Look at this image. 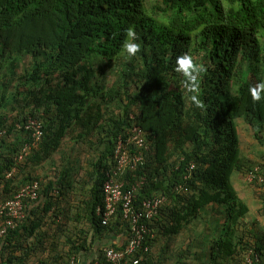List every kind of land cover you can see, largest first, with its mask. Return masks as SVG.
<instances>
[{
	"label": "trees",
	"instance_id": "1",
	"mask_svg": "<svg viewBox=\"0 0 264 264\" xmlns=\"http://www.w3.org/2000/svg\"><path fill=\"white\" fill-rule=\"evenodd\" d=\"M128 42L138 48L133 57ZM184 56L192 64L187 73L178 63ZM106 71L115 77L109 87ZM261 84L264 0H0V201L40 184L39 198L25 203L24 219L0 242V264H72L111 233L122 244L109 247L123 248L129 225L120 210L107 226L95 210L104 203L117 139L133 124L150 150L126 171V187L144 178L136 205L166 197L149 223L154 238L137 255L140 264H170L163 256L175 238L186 239L176 264L193 255L192 243L200 261L245 264L252 250L253 264H264V237L250 242L243 223L249 208L232 182L258 168L245 183L264 209L257 179L264 178V152L258 162L246 158L238 134L243 121L264 146V97L251 95ZM28 118L40 122L41 141L16 163L30 144L16 125ZM70 136L94 153L79 172L63 161L53 178L25 174L51 162ZM219 216L224 222L209 228L208 217ZM211 230L213 239L203 243L199 237ZM98 253L102 260V248Z\"/></svg>",
	"mask_w": 264,
	"mask_h": 264
},
{
	"label": "built area",
	"instance_id": "2",
	"mask_svg": "<svg viewBox=\"0 0 264 264\" xmlns=\"http://www.w3.org/2000/svg\"><path fill=\"white\" fill-rule=\"evenodd\" d=\"M130 118L133 117L130 116ZM16 129L29 134L30 139V144H24L15 157L16 163H20L31 149L40 143L42 127L38 120L28 118L23 124H17ZM125 133L117 139L114 149L115 166L106 174L102 185L104 203L103 206L96 208L95 214L101 226H107L120 210L122 219L129 225V234L122 249L114 250L111 247H104L103 259L95 260L93 264H140L141 257L137 255L147 253L149 251L147 243L154 238L149 223L166 202L165 196H152L142 200L139 205L135 204L136 192L140 190L145 180L140 178L126 187L124 175L127 170L134 171L138 163H143L150 146L146 142L143 131L136 124H133ZM3 134L4 132H0V137ZM189 169L193 170V164H190ZM14 172L15 168L8 177ZM257 173H259L258 168L255 173L249 172L246 182L252 183ZM257 179L259 183L264 182V178L260 175ZM39 193V182L32 181L20 188L11 198L0 201V242L9 230L15 229L24 219L25 203L36 201ZM257 260L258 257L249 250L245 256V264H253Z\"/></svg>",
	"mask_w": 264,
	"mask_h": 264
},
{
	"label": "crops",
	"instance_id": "3",
	"mask_svg": "<svg viewBox=\"0 0 264 264\" xmlns=\"http://www.w3.org/2000/svg\"><path fill=\"white\" fill-rule=\"evenodd\" d=\"M262 135L264 134V129L262 130ZM238 134L240 139V148L244 156L251 161L258 162L261 155L264 152V146L256 142L253 132L250 127L247 126L243 121H238ZM264 144V140L261 141ZM233 184L237 190L240 198L247 204L249 208V213L243 220L248 236H250V242L256 243L257 238L264 237V209L263 205L259 199L255 196L254 189L249 188L245 184L243 177L240 174H234ZM248 188V189H247ZM224 221L221 220V224ZM178 240V239H177ZM175 238V242H177ZM122 239L120 235L111 233L109 235H104L101 241H97L93 246H90L89 250L81 251L75 262L72 264H91L98 257V250L100 248L109 247L111 245H121ZM264 246V241L261 243ZM187 245L189 242L187 241ZM193 255H189L188 259L185 261L186 264H208V259H203L202 261L197 260L196 249L194 248V243L190 244ZM189 246V247H190Z\"/></svg>",
	"mask_w": 264,
	"mask_h": 264
},
{
	"label": "rangeland",
	"instance_id": "4",
	"mask_svg": "<svg viewBox=\"0 0 264 264\" xmlns=\"http://www.w3.org/2000/svg\"><path fill=\"white\" fill-rule=\"evenodd\" d=\"M194 59H195V57H194ZM98 77L100 78L101 75H98ZM104 77H105L104 85L106 87H109L113 83L115 77L109 71L105 72ZM8 115H9V117H13L14 113H9ZM93 155H94L93 150H90L86 145L79 144V143H77V141H73L71 139V136H70L64 140L61 151L56 153L53 156L51 162H46L43 165L36 167V169H33L31 167L25 171V174H32V176L35 175V176H37V178H39V179L41 178L42 180L44 178H47V177L53 178L54 170L58 169L61 165H63V163H62L63 161L72 162V165H74L76 167V170L79 172V166L82 164L84 165L86 163L87 159H91L90 156H93ZM233 180H234V177H232V182H233ZM222 214H224V212H222ZM201 215L203 218H205V216H209V212L204 210ZM222 218L223 217H220V216L216 217V218H209L208 217V219H207L208 227L211 228L212 226H215L218 223L221 224ZM196 227L201 229L202 224H196ZM206 237H208V242H211V239H213V237H214L213 230H211V232L208 234H205V235L203 234L202 237H199V239L203 240V243H206L207 242V240L205 239ZM185 241H186V239H178V242L175 243L176 244L175 249L174 248L170 249L168 252H166L164 254L163 257H166L170 264H176L178 254L180 253L181 249L186 248ZM199 247L202 249V251H204L205 245H202ZM188 254L189 253L186 252L183 256L186 259H188V256H189ZM208 264H211V263L209 262Z\"/></svg>",
	"mask_w": 264,
	"mask_h": 264
},
{
	"label": "clouds",
	"instance_id": "5",
	"mask_svg": "<svg viewBox=\"0 0 264 264\" xmlns=\"http://www.w3.org/2000/svg\"><path fill=\"white\" fill-rule=\"evenodd\" d=\"M127 34H128L129 41H130L131 37L133 36L132 30L128 29ZM125 46L127 49V53H126L127 57H133L136 55V53L138 51V48L136 45H133L132 43L128 42V43H126ZM178 63L180 65V67L185 70L186 73H187L188 69L192 67L191 60L188 56H184V57L180 58L178 60ZM251 95H252L254 100H261L262 97H264V84H261L259 86V89H251Z\"/></svg>",
	"mask_w": 264,
	"mask_h": 264
}]
</instances>
